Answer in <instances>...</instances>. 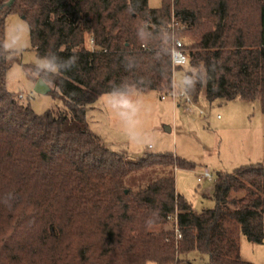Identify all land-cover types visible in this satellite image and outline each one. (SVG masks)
Masks as SVG:
<instances>
[{
    "label": "trees",
    "instance_id": "trees-1",
    "mask_svg": "<svg viewBox=\"0 0 264 264\" xmlns=\"http://www.w3.org/2000/svg\"><path fill=\"white\" fill-rule=\"evenodd\" d=\"M8 1L0 0V264H173L193 251L209 264H254L239 237L264 243V162L218 172L216 206L197 212L175 177L194 164L170 152L129 160L87 114L106 93L174 88L173 16L180 36L191 34L183 48L192 100L205 86L211 104L258 99L264 113V0ZM11 13L28 21L40 57L76 58L68 71L39 70L64 110L38 114L6 88ZM156 168L164 175L128 186L131 174Z\"/></svg>",
    "mask_w": 264,
    "mask_h": 264
},
{
    "label": "rangeland",
    "instance_id": "rangeland-1",
    "mask_svg": "<svg viewBox=\"0 0 264 264\" xmlns=\"http://www.w3.org/2000/svg\"><path fill=\"white\" fill-rule=\"evenodd\" d=\"M162 3L163 0H149L152 8H159ZM182 30L183 27L176 30V38L189 41L191 34H184L183 38ZM4 41L8 51L6 88L38 114L49 109L64 110L57 87L51 86L52 91L46 94L35 91L40 79L38 63L43 57L33 47L29 23L23 16H7ZM190 69L188 62L177 66L174 90L178 93L185 90V74ZM93 107L87 114L91 130L127 159L170 152L194 164L192 168L178 167L175 177L178 192L197 212L216 206L214 180L218 172H233L242 165L264 162V113L258 99L217 100L211 104L204 86L198 101H192L189 109L183 98L174 99L158 91L106 93ZM206 171L211 173V179L204 176ZM163 173L157 168L141 170L131 174L127 184L138 189ZM239 239L241 257L264 264V243L252 242L242 233ZM173 264H209V259L206 254L193 251L181 255L180 262Z\"/></svg>",
    "mask_w": 264,
    "mask_h": 264
},
{
    "label": "built area",
    "instance_id": "built-area-1",
    "mask_svg": "<svg viewBox=\"0 0 264 264\" xmlns=\"http://www.w3.org/2000/svg\"><path fill=\"white\" fill-rule=\"evenodd\" d=\"M178 24H179L178 21H176L174 16H173V22H172L171 28L173 29L174 35H173V47H172L171 53H172L173 65L175 67L184 65L185 63L188 62V54L183 48L184 42L181 39L176 38V36H175V29L178 27ZM93 42H94L93 39H91V44H93ZM167 94L169 96H172L174 99H177L178 97L183 98L186 108H189L190 104L193 101L191 96L187 93L186 90H183V91L178 93L173 88ZM201 114H204L203 110L201 111ZM204 176L209 178V179L212 178V175L210 172H206ZM200 179L201 178H199V180ZM168 219L172 223V226H173L175 233L177 235V239H181L182 234H181L180 229H179L177 214L170 215L168 217Z\"/></svg>",
    "mask_w": 264,
    "mask_h": 264
},
{
    "label": "clouds",
    "instance_id": "clouds-1",
    "mask_svg": "<svg viewBox=\"0 0 264 264\" xmlns=\"http://www.w3.org/2000/svg\"><path fill=\"white\" fill-rule=\"evenodd\" d=\"M76 65V58L71 57L67 60H61L54 53L49 54L41 58L38 63V68L52 72V71H68Z\"/></svg>",
    "mask_w": 264,
    "mask_h": 264
},
{
    "label": "water",
    "instance_id": "water-1",
    "mask_svg": "<svg viewBox=\"0 0 264 264\" xmlns=\"http://www.w3.org/2000/svg\"><path fill=\"white\" fill-rule=\"evenodd\" d=\"M14 1L15 0H9L7 5L8 6L12 5ZM51 89H52L51 86L43 78H40L35 86V91L43 94L50 92Z\"/></svg>",
    "mask_w": 264,
    "mask_h": 264
},
{
    "label": "crops",
    "instance_id": "crops-1",
    "mask_svg": "<svg viewBox=\"0 0 264 264\" xmlns=\"http://www.w3.org/2000/svg\"><path fill=\"white\" fill-rule=\"evenodd\" d=\"M165 97H166L165 95H162V99H165ZM176 102H177V101H176ZM179 104H180V103H179ZM92 108H94V107H92ZM92 108H91V109H92ZM187 109H189V108H187ZM206 172H208V171H206Z\"/></svg>",
    "mask_w": 264,
    "mask_h": 264
}]
</instances>
